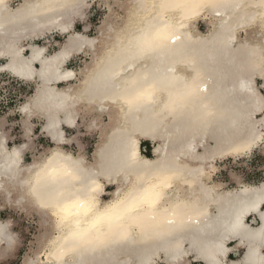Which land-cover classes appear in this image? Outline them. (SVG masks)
Wrapping results in <instances>:
<instances>
[{"label":"bare ground","instance_id":"bare-ground-1","mask_svg":"<svg viewBox=\"0 0 264 264\" xmlns=\"http://www.w3.org/2000/svg\"><path fill=\"white\" fill-rule=\"evenodd\" d=\"M120 1L122 4L118 5L126 4L123 10L124 17H127L129 10L135 6V0H124L125 2L117 0ZM41 2L42 0H7L8 9L0 10V59L9 62L0 65V74L2 72L12 74L7 69L13 67L16 61L17 63L31 61V73H27L23 68H16L15 70L25 74L22 76L12 74L18 79L37 84L35 93L28 98L26 104L39 95L40 107L34 110L30 118L26 113L21 112L24 117L23 125L25 128V120L31 124L30 120L33 118L42 119L44 121L42 132L54 145L47 154L27 164L24 156L30 147V142L23 143L28 144V147L24 148L18 157L13 156L12 154L23 145L9 148L10 137L5 133L6 121L2 119L0 197L3 194L5 197L1 198L5 203L30 215L36 212L42 219L41 226L44 230L37 237V241H34L36 248H30V252L22 258V264H65V261L68 264H99L100 261L104 264H155L158 260L164 259L163 247L178 246L181 249L192 250L195 244L198 248L211 251L221 242H224L225 247L231 244L232 251L223 257H218L220 260L230 259V254L237 253L240 248L247 253V247L243 245L237 247L238 238L235 243L231 238H225L231 237L228 228L235 216L256 199L260 188L264 187V181L260 185H243L238 189L223 191V184L213 180L210 182V179L212 173L218 169L217 162L220 159L244 155L263 141V133L259 127L264 125L259 124L256 117L258 114L256 109L260 106L259 94L253 95L248 90V86L254 89L257 79H260L261 72L264 71L259 51L255 55L249 51L264 47V35L261 34L259 21V14L264 9L255 6L256 0H243L239 8H214L208 0H155V6L148 12H140L138 16L141 20L140 26H143L142 21L145 16L148 19L153 16L161 18L172 25L180 36L177 42L178 50L155 61L152 59L146 61L148 67L145 71L159 78V90L155 98L156 103L153 105L129 112L126 106L121 110L119 105L104 101L101 111L100 102L98 101L97 105H88L87 96L79 103L69 101V103H77V109L81 105L86 109V114L81 113L78 118L80 128L82 121V125L87 129L93 130L95 127V130L99 131V141L91 160H88L83 153L79 152L76 155L65 149V145L68 146L73 142L72 137L67 136V132L63 137L65 142L58 144L45 129L49 114L59 121L64 118L63 111L57 108L59 101L50 98L49 95L54 97L56 94H63L67 98L75 96L80 90L90 88L92 82L85 84L84 80L88 79L86 74L94 66L93 58L91 57L89 62L86 61L83 67L73 69L74 75L67 80L55 79L57 71L55 61L47 72L50 83L45 84L38 74L40 68L45 67L41 65V60L51 61L69 44V38L77 35L76 32L72 33L73 18L77 12L76 0H67L66 6L58 8L56 12L41 9L37 10L38 14H30L26 5ZM162 3L172 5L161 7ZM13 5H18L19 9L12 7ZM109 9L111 13L108 16L111 17L112 22H117L115 11L111 6ZM79 11L83 10L79 9ZM217 12L220 14L217 15ZM253 16L257 19L249 24L248 20ZM49 17L53 19L49 20ZM200 17L210 19L209 33L203 34L198 31L197 21ZM69 22H72L69 31H61L60 29ZM239 24H244L245 27L240 28ZM54 30L63 34L69 33V36L55 54H49L47 47L36 45L35 40ZM102 32L104 35H101ZM231 33L235 39L228 47L225 45V40ZM106 37L104 21L99 30V37L94 39L86 37V39L97 41L93 47L99 48L110 43ZM26 41L28 44H25ZM124 42L127 43V38ZM39 50H43L41 58L33 60V54ZM82 52L92 54L93 49L85 48ZM185 57H190L201 69L202 79L199 83L201 89L206 88V91L200 90L193 96L184 94L182 81H190L194 75L190 65L185 62ZM66 66V63L60 66L61 72ZM102 70L103 66L97 69V71ZM28 75H31L32 79H29ZM173 77L178 79L172 86L170 81ZM67 83L70 84L60 87ZM170 96L176 102V111L161 120L158 113L165 110ZM87 118L91 119L88 125L84 124ZM59 127L64 130L68 125L60 123ZM24 138L31 140L25 135ZM142 141L152 143L151 158L143 155ZM57 149L73 159L84 160L85 167L92 170V179L100 185L94 195L102 205L111 203L117 198L125 178L121 169L128 163V151L131 149L136 154L137 168L167 165L181 169L188 182L179 185L180 193L189 197L193 206L186 209L182 215L173 216L171 213H165L158 218L157 229L149 228L143 231L139 228L133 229L127 240L102 251L97 250L83 255L80 253L59 255V244L52 243L55 218L50 215V209L46 210L40 206L41 201L48 198V189L42 184H37L36 176L40 166L46 163V158L53 155ZM107 187L113 189L108 191ZM32 188L41 194L39 199L31 192ZM108 195L110 198L105 199ZM0 207L3 208V205ZM261 208L264 210V205ZM254 215L256 218L254 223L257 221V225L248 222V217L253 216L252 213L244 217V224L246 227H257L258 230L260 224L264 222L259 221L258 214ZM167 219H172L174 223L168 224ZM0 223L8 224L9 233L13 237L10 250L7 240L0 243V250H4L0 253V264H2L9 257L14 258L13 255L20 246V237L13 230L14 226L10 220L0 219ZM165 241H170V244H165ZM257 252L256 259L259 261L260 257L264 256V251L257 246ZM243 259V256L237 260L230 259V264H241Z\"/></svg>","mask_w":264,"mask_h":264},{"label":"snow or ice","instance_id":"snow-or-ice-1","mask_svg":"<svg viewBox=\"0 0 264 264\" xmlns=\"http://www.w3.org/2000/svg\"><path fill=\"white\" fill-rule=\"evenodd\" d=\"M212 7L222 8H239L243 0H208ZM67 4V0H42L41 3L35 5L28 4L26 8L29 13L38 14L37 10H47L56 12L58 8H63ZM172 4L162 3L161 7L171 6ZM77 12L80 20H84V13L79 11L86 7H90L88 0H76ZM155 6V0H135V6L129 10L127 17L121 16L117 18V22H112L110 16L105 17L107 37L110 43L102 45L99 48L93 47L97 41H89L86 39L83 29H87L89 22H76L75 32L77 35L69 38V44L64 50L57 53L52 60H41L39 76L45 81V84L51 82L47 75L53 61L56 65L57 80H67L74 75V65L72 59L78 52L84 51L85 48L93 49L92 58L94 66L86 74L88 79L84 80L85 84L92 82V86L87 89L78 91L75 96L65 97L63 94H56L54 97L59 101L57 108L62 110L64 118L62 121L56 119L55 116L48 115V124L45 131L55 139L57 143L65 142L63 137L65 132L71 135L72 140L76 139L79 134L80 125L78 118L81 113L86 114V109L81 105L77 109V103H69V101L80 102L85 96L88 97V105H97L100 102L101 111H103V102L111 101L113 105H119L121 110L126 106L129 112L140 110L146 106L156 103V95L159 90V78L153 73L145 71L148 67L146 61H153L174 54L178 50L177 42L180 36L167 21L147 16L143 18V26L141 20L138 19L140 12H148ZM264 9V0H256V5ZM12 7L19 9L18 5ZM8 9L7 0H0V10ZM111 13V9H109ZM220 13L217 12V15ZM49 17V20H52ZM257 17L253 16L248 20L249 24L256 21ZM261 34L264 35V11L259 14ZM53 23L55 21L53 20ZM72 22H69L60 30L69 31ZM183 27V25H181ZM238 27H245L239 24ZM101 35H104L102 32ZM127 38V43H125ZM235 36L231 33L225 40V45L230 47ZM252 55L259 51L261 64L264 65V47L249 50ZM43 50H39L33 54L32 59H40ZM18 55V53H17ZM185 62L190 65L191 72L194 73L190 81H182V89L186 96H193L201 89L199 81L202 79V71L196 65L195 61L190 57H185ZM67 64L66 69L61 72V65ZM9 64L8 61L0 60V65ZM103 66L102 71H97ZM23 68L27 73L32 72L31 61L27 63L21 61L15 62V65L8 71L14 76H22L25 73L15 70ZM37 71V70H36ZM32 79L31 75H28ZM177 77H173L170 84L173 86ZM181 79V78H179ZM182 80V79H181ZM259 85L256 84L254 89L248 86V90L253 95L259 94L260 106L256 109L261 119L257 122L264 125V95L260 90L264 89V71L261 72ZM40 107L39 95L33 98L29 104L24 105L19 111L26 113L29 118L34 114V110ZM41 111H44L41 109ZM176 111V102L169 98V103L165 105V110L158 113L161 120L166 119L167 115ZM60 123L68 125L67 129L61 130ZM24 135L31 138L32 125L27 120L24 121ZM3 121L0 120V127ZM75 133V135H73ZM3 137L0 136V147L3 146ZM23 146L13 153V156H19L24 148ZM103 159V153L100 154ZM127 169V170H125ZM124 174V181L121 190L117 193V198L106 205L98 202L94 195L99 188L94 179H92V170L85 167L82 158L73 159L71 156L64 155L59 149L46 158V163L40 166L37 172V184H42L48 189L47 200L41 201V207L50 209V215L55 218L54 239L53 244H59V255L69 253H88L104 250L112 245L119 244L128 239L133 229L139 228L142 231L146 229H157L159 225L156 223L158 218L165 214L182 215L186 209L191 208L192 201L189 197L181 195L179 185L187 183L188 179L181 169L169 167L167 165H157L156 167L143 166L136 167V154L134 150L128 151V163L121 169ZM134 177V179H130ZM198 179V178H194ZM58 186V187H57ZM31 192L38 199L40 193L32 188ZM264 187H261L259 193L250 205L244 207L235 216L228 232L233 243L237 241L239 244L248 248L247 253L243 252L244 259L241 264H264V256L257 261V246L264 251V224L257 227H246L244 217L248 213L258 214L260 222H264ZM4 215H0L2 218ZM168 224L174 223L172 219H167ZM7 240L9 250L13 244V237L9 233L8 224L0 223V243ZM170 244V241H165ZM4 250H0L2 253ZM232 251V245L225 247L224 242L216 244L211 250L198 248L195 244L192 250L181 249L177 247H163L164 259L158 264H230V259L220 260L226 253ZM65 264H68L65 261ZM99 264H104L100 261Z\"/></svg>","mask_w":264,"mask_h":264},{"label":"rangeland","instance_id":"rangeland-1","mask_svg":"<svg viewBox=\"0 0 264 264\" xmlns=\"http://www.w3.org/2000/svg\"><path fill=\"white\" fill-rule=\"evenodd\" d=\"M122 1L125 2L124 0ZM88 3H90V7L83 8V11H81L84 13V20H80L79 16L77 15L73 18L72 33L75 32L76 22L84 23L85 21H88V28L82 30L87 32L84 33V35L91 39L98 38L100 27L103 26L105 17L109 15V6L113 8L117 17L125 16L123 7L126 4L124 3V6L118 5L122 4L121 1L88 0ZM197 28L198 31L203 34L209 33L211 31L210 19L207 17H200L197 21ZM68 36L69 33L63 34L57 30H54L50 33L48 32L40 39L35 40V44L38 46H46L49 54H55L66 42ZM244 36L245 35H243V37ZM25 44H28V42L26 41ZM91 57V52H82L77 54L70 63L74 65L73 69L77 70L80 67H83L86 61H91ZM260 83H262V81L257 79L256 84L259 85ZM69 84L70 83H67L61 85L60 87H65ZM36 85V82L23 81L14 77L8 72H2L0 74V120L4 118L6 121L4 128L6 135L10 137L9 148L12 149L15 146H21L26 141H28V144L30 142V147L27 149L24 156L25 162L27 164L32 163L35 158H39V156L47 154L48 150L54 146L51 140L42 132V125L44 124V121L40 118H33L30 120L31 124L33 125L31 140L24 138V117L21 114V111L18 109L26 104L28 98L35 93ZM260 91L264 95V89H261ZM256 117L258 120L261 119L259 113L256 115ZM106 120L108 121V118ZM84 122V124L88 125L91 122V119L87 118V120H84ZM82 123L83 122L80 121L81 128H79V134L76 135V139L73 140L70 145H65V149L76 155L79 152L83 153L88 160H91L96 145L99 141V131L95 130V127L93 130H89L83 126ZM259 130L263 133V141H261L262 143L260 142L255 148L244 155L220 159V161L217 162L218 169L212 173L210 182L213 180V182L223 184L222 190L224 191L238 189L243 185H260L264 181V126L259 127ZM73 135H75V133H73ZM67 136L69 138L71 137L68 132ZM152 150V143L142 141L141 151L143 155L151 158L153 155ZM107 188L109 189L108 191L113 189L112 187ZM1 197L4 198L5 196L2 194ZM1 197L0 205H3V208L0 207V215L4 216L0 219L4 221L10 220L14 226L13 230L20 237V246L16 251L17 253L13 255L14 258L9 257V259H6V261L1 263L22 264V258L30 252V248H36L34 241L36 242L37 237L41 235V232L43 233L44 231L43 227L41 226L42 219L36 212V214L34 213L35 215H30L27 212H23V210H19L12 205H8ZM109 198V195L105 196V199ZM248 222L250 224L252 223L253 225L254 217L248 218ZM243 252L244 250L240 248L237 253L232 252L229 258L232 260H237L241 258ZM159 261L161 260H158L155 264H158Z\"/></svg>","mask_w":264,"mask_h":264},{"label":"crops","instance_id":"crops-1","mask_svg":"<svg viewBox=\"0 0 264 264\" xmlns=\"http://www.w3.org/2000/svg\"><path fill=\"white\" fill-rule=\"evenodd\" d=\"M252 217H254V216H252ZM248 218H250V216H249ZM254 219L256 220V218H255V217H254ZM254 224H256V225H257V224H258V222L256 221Z\"/></svg>","mask_w":264,"mask_h":264}]
</instances>
